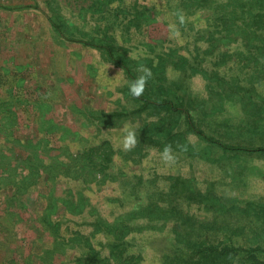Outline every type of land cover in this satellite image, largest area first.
<instances>
[{
    "label": "rangeland",
    "instance_id": "rangeland-1",
    "mask_svg": "<svg viewBox=\"0 0 264 264\" xmlns=\"http://www.w3.org/2000/svg\"><path fill=\"white\" fill-rule=\"evenodd\" d=\"M42 1L64 27L61 17L93 18L90 25L80 22V31H95L97 43L111 44L131 75L112 61L111 99L90 114L87 122L93 126L81 134L37 138L43 148L36 156L45 164L52 155L68 166L74 156L83 162L82 153L103 140L114 154L91 182L45 175L17 200L2 189L0 211L9 200L12 211L0 216L6 229L0 232V257L29 253L34 258L54 247L45 233L46 217L56 220L59 236L66 237L65 256L56 260L61 264H96L86 254L103 252L114 239L124 241L141 264H253L248 254L262 257L264 29L195 49L197 31L207 34L218 15L214 6L201 10L188 2L180 8L175 0ZM250 8L264 15V0H252ZM145 10L156 19L147 27L139 21ZM142 67L151 77L143 94L134 97L127 80L143 74ZM187 119L205 134L189 130ZM126 130L137 138L130 150L122 145ZM204 244L236 250L230 256L196 252L194 247ZM76 253L79 262L73 260Z\"/></svg>",
    "mask_w": 264,
    "mask_h": 264
},
{
    "label": "crops",
    "instance_id": "crops-1",
    "mask_svg": "<svg viewBox=\"0 0 264 264\" xmlns=\"http://www.w3.org/2000/svg\"><path fill=\"white\" fill-rule=\"evenodd\" d=\"M42 2L0 0V130L37 138L81 134L111 99L112 60L97 48L95 31H80L79 23L93 18L61 17L64 27Z\"/></svg>",
    "mask_w": 264,
    "mask_h": 264
},
{
    "label": "trees",
    "instance_id": "trees-1",
    "mask_svg": "<svg viewBox=\"0 0 264 264\" xmlns=\"http://www.w3.org/2000/svg\"><path fill=\"white\" fill-rule=\"evenodd\" d=\"M251 1L252 0H175V3L177 7L181 6L180 8H184L187 6V3L190 2L194 7L197 9L201 8V10L209 9L210 6H214V8H212L214 9L212 13L218 15L215 16V20L212 23L213 25H211L207 34L203 35V31H197L194 36L193 46L195 49H199L203 48L205 44H211V41L216 38H222L226 42V40L230 41V39H234L236 36L242 38L248 37L246 35L256 32L257 29L263 30L264 15L251 10ZM152 13L154 14V12ZM141 15L139 21H143L145 27L154 23L156 20L151 13L148 14L147 10H145L143 14L141 13ZM215 26L217 30H215ZM96 45L105 47L109 58L119 66H124L125 71L131 75L127 60H123L120 55H116L111 44L106 45V43L99 42L96 43ZM164 101H167V99ZM186 122L189 125V130H195L200 135L205 134L202 130L197 129L190 119ZM7 126L8 124L5 123V127ZM12 133L13 131L8 130V127L4 131L0 130V134H2L0 137L3 138L0 142V191L4 188L10 189L7 196L16 200L18 197L20 198V194L26 197L30 187L38 183L40 177L45 175L52 180L60 175L69 178H78L82 176L84 181L91 182L95 179L98 172L103 173V171L106 170L114 154L111 143L108 140H103L100 144L96 145V147L88 148L82 153L83 156H86L83 162H79L78 160L75 161L76 156H74V160H72L69 164L70 166H68L64 163H57V160H54L57 155H52L50 162L45 164L43 161L44 157H42L43 160L40 161L36 156V151H41L42 149L40 148H43V146L39 145L41 141L39 142L37 137L17 136ZM205 137L212 142H217V140L211 137L206 135ZM34 140L37 141L34 142ZM5 180H10V182H6ZM11 203L10 200L5 203L6 206L0 211V216L3 215L2 211L4 214L5 212L11 214L10 211L12 210H9L11 207L9 204ZM18 203L21 206L19 208L23 209L26 202L21 198V201H18ZM1 218L2 217H0V232L3 233L6 232V229L1 223ZM45 222L49 229L46 232L41 230V232H43V237L45 233H49L50 236L52 235L51 243L53 245L56 244L54 247L43 250L45 256L36 254V256L32 258L33 255L24 253L21 257H17L16 255L4 259L0 257V264H61L63 261L58 263L56 260L60 255L65 256L62 247L66 244V237L59 236V228L56 220L46 217ZM18 239L22 241L23 237ZM123 242L124 241L121 239H114L108 243L107 246H102L103 252L102 250L99 251V249H91L85 257L91 260L96 259V264H141V259L134 258L135 253H127V245L125 243L124 245ZM108 246L109 248L107 249ZM194 248L196 252L203 253L204 251H210L226 256L234 254L236 250L226 245L219 248L206 244ZM262 251V257H258L255 253H250L247 257L253 264H264V249H262ZM109 256L113 257V261L109 259ZM74 259L79 262L81 257L76 253V255L74 254L73 260ZM71 260L72 259H69L68 262Z\"/></svg>",
    "mask_w": 264,
    "mask_h": 264
},
{
    "label": "clouds",
    "instance_id": "clouds-1",
    "mask_svg": "<svg viewBox=\"0 0 264 264\" xmlns=\"http://www.w3.org/2000/svg\"><path fill=\"white\" fill-rule=\"evenodd\" d=\"M141 72L143 74L127 80V86L129 92L134 97H139L143 94L147 81L151 77L150 69H147L146 67H142ZM136 143H137V138L135 133L131 130H126V134L122 138V145L124 149L130 150L132 147L135 146ZM165 152L167 153L168 149H166Z\"/></svg>",
    "mask_w": 264,
    "mask_h": 264
}]
</instances>
